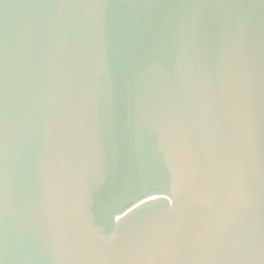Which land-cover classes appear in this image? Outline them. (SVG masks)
Wrapping results in <instances>:
<instances>
[{
    "label": "water",
    "instance_id": "obj_1",
    "mask_svg": "<svg viewBox=\"0 0 264 264\" xmlns=\"http://www.w3.org/2000/svg\"><path fill=\"white\" fill-rule=\"evenodd\" d=\"M262 224L264 0H0V264H243Z\"/></svg>",
    "mask_w": 264,
    "mask_h": 264
},
{
    "label": "snow or ice",
    "instance_id": "obj_2",
    "mask_svg": "<svg viewBox=\"0 0 264 264\" xmlns=\"http://www.w3.org/2000/svg\"><path fill=\"white\" fill-rule=\"evenodd\" d=\"M155 198L151 193H148V200L141 199L140 204L146 206L145 211L149 210L147 207L149 201ZM139 206L137 205V207ZM229 254V249L222 240L217 241L211 250L214 264H222ZM178 255L188 256L190 252L185 250L183 253H178ZM241 255L243 257V264H264V224L261 226L258 238L253 237L242 244Z\"/></svg>",
    "mask_w": 264,
    "mask_h": 264
}]
</instances>
